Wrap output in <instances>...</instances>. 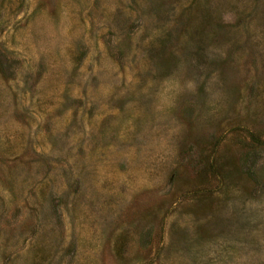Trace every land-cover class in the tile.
Listing matches in <instances>:
<instances>
[{
  "label": "rangeland",
  "instance_id": "rangeland-1",
  "mask_svg": "<svg viewBox=\"0 0 264 264\" xmlns=\"http://www.w3.org/2000/svg\"><path fill=\"white\" fill-rule=\"evenodd\" d=\"M0 264H264V0H0Z\"/></svg>",
  "mask_w": 264,
  "mask_h": 264
}]
</instances>
